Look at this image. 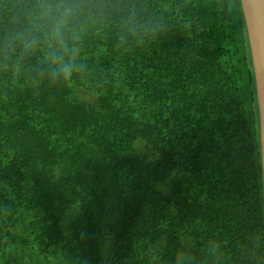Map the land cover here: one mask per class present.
<instances>
[{
    "label": "trees",
    "instance_id": "16d2710c",
    "mask_svg": "<svg viewBox=\"0 0 264 264\" xmlns=\"http://www.w3.org/2000/svg\"><path fill=\"white\" fill-rule=\"evenodd\" d=\"M31 251L264 264L240 0H0V264Z\"/></svg>",
    "mask_w": 264,
    "mask_h": 264
},
{
    "label": "water",
    "instance_id": "95a60500",
    "mask_svg": "<svg viewBox=\"0 0 264 264\" xmlns=\"http://www.w3.org/2000/svg\"><path fill=\"white\" fill-rule=\"evenodd\" d=\"M253 65L264 185V0H240Z\"/></svg>",
    "mask_w": 264,
    "mask_h": 264
},
{
    "label": "rangeland",
    "instance_id": "374dc122",
    "mask_svg": "<svg viewBox=\"0 0 264 264\" xmlns=\"http://www.w3.org/2000/svg\"><path fill=\"white\" fill-rule=\"evenodd\" d=\"M231 1H235V0H231ZM21 256H22V254H21ZM24 256H25V259L27 260V263H29V264H30V263H31V264H44V262L41 263V262L38 261V259H37V258H38L37 254L34 253V252H32V251H31V252H27ZM30 259H33V260H30ZM35 260H37L39 263H36V262H35V263H32V262H34Z\"/></svg>",
    "mask_w": 264,
    "mask_h": 264
}]
</instances>
